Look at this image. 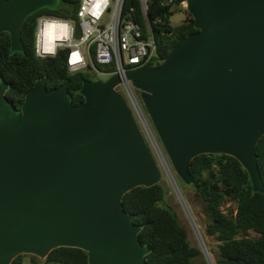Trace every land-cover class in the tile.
Here are the masks:
<instances>
[{
    "label": "water",
    "instance_id": "95a60500",
    "mask_svg": "<svg viewBox=\"0 0 264 264\" xmlns=\"http://www.w3.org/2000/svg\"><path fill=\"white\" fill-rule=\"evenodd\" d=\"M57 2L0 0V34H10L12 52L24 51L28 17ZM181 6L197 31L163 62L126 77L185 185L193 184L196 157L228 155L264 195L257 156L264 137V0H175ZM120 83V75L85 81V100L75 105L68 82L48 90L44 78L17 108L0 82V264L21 255L45 260L63 247L84 250L89 264H147L150 247L123 200L163 176L115 90Z\"/></svg>",
    "mask_w": 264,
    "mask_h": 264
},
{
    "label": "trees",
    "instance_id": "16d2710c",
    "mask_svg": "<svg viewBox=\"0 0 264 264\" xmlns=\"http://www.w3.org/2000/svg\"><path fill=\"white\" fill-rule=\"evenodd\" d=\"M131 5L138 7V0H127L126 10ZM79 8L80 0H58L54 8H44L28 17L21 34L23 52H12L10 34H0V82L9 85L7 97L17 108L41 79H47L48 90L68 82L75 105L85 100L81 95L84 82L100 80L92 67L71 74L68 48L60 49L55 56L38 57L36 53L38 19L50 17L78 23ZM176 9L175 5L163 6L159 0H151L149 16L159 47V58L151 65L163 62L181 39L197 31L186 9L182 24L172 25L170 20ZM156 20L160 22L155 23ZM257 156L264 184V137L257 146ZM190 173L191 198L205 219L202 237L206 244L207 237L215 244L207 245L211 259L191 244L178 214L175 212L173 217L167 209L174 207L168 199L170 189L162 178L153 187L134 189L123 200L125 211L141 226L142 244L150 247L147 264H264V195L254 192L250 175L241 163L232 156L205 154L192 161ZM230 201L236 208L227 215L222 208ZM25 256L17 257L12 264H23ZM29 258L32 264H89L87 252L78 248H58L44 261L34 255Z\"/></svg>",
    "mask_w": 264,
    "mask_h": 264
},
{
    "label": "built area",
    "instance_id": "2783aa9c",
    "mask_svg": "<svg viewBox=\"0 0 264 264\" xmlns=\"http://www.w3.org/2000/svg\"><path fill=\"white\" fill-rule=\"evenodd\" d=\"M159 1L163 6L175 5V0ZM150 3L151 0H138V7L131 5L126 10L127 0H80L78 23L41 17L37 22L36 53L38 57L55 56L60 49L68 48L67 65L71 74L90 67L103 74L96 65L112 66L109 78L114 75L121 77V83L115 90L126 99L160 169L172 177L181 195L171 162L144 107L140 91L126 77L128 71L151 65L159 58V47L149 16ZM50 25L57 26L58 31L57 40L52 43L46 39ZM224 207L223 212L229 215ZM194 226L198 229L197 225ZM200 237L205 242L202 234ZM204 245L202 250L206 252V242Z\"/></svg>",
    "mask_w": 264,
    "mask_h": 264
},
{
    "label": "rangeland",
    "instance_id": "374dc122",
    "mask_svg": "<svg viewBox=\"0 0 264 264\" xmlns=\"http://www.w3.org/2000/svg\"><path fill=\"white\" fill-rule=\"evenodd\" d=\"M184 9H186V7L184 6H181L178 9H176L170 20L172 25L177 26L182 24V22L186 18V12ZM101 69L99 71L102 72L103 74H98L100 80L109 79V73L113 71V67L102 66ZM161 171L165 183L166 185H168L170 189V194L168 196L169 202L171 203L172 207H174V212L178 214L180 223L188 230L189 240L191 244L193 246H197L200 247L201 249H204L205 242L201 240L200 234H202L201 231L203 232V234H205V219L203 214L199 211L198 205L191 198V193L193 191L192 188L183 183V181L177 176V174L175 173L172 167V173L182 193L180 195L179 192L177 191V188L174 185V181L172 177L169 176L167 173H165L162 169ZM183 201L185 202V204ZM224 208L227 213H230V209H235L236 205L230 201L229 203H227V205H225ZM192 220H194L195 225H197L198 229L195 228ZM206 240H207L206 245H208V247H210L211 245H215L212 238L207 237ZM29 256L30 255H26L24 257L23 264H32Z\"/></svg>",
    "mask_w": 264,
    "mask_h": 264
},
{
    "label": "bare ground",
    "instance_id": "6f19581e",
    "mask_svg": "<svg viewBox=\"0 0 264 264\" xmlns=\"http://www.w3.org/2000/svg\"><path fill=\"white\" fill-rule=\"evenodd\" d=\"M57 36H58L57 26L55 25L48 26L47 31H46L47 41L52 43L57 40Z\"/></svg>",
    "mask_w": 264,
    "mask_h": 264
}]
</instances>
